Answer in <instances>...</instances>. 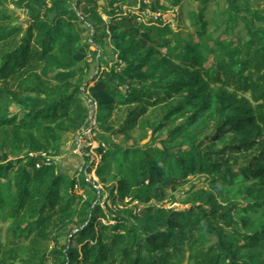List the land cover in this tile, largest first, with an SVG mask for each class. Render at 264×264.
Masks as SVG:
<instances>
[{"label":"trees","instance_id":"obj_1","mask_svg":"<svg viewBox=\"0 0 264 264\" xmlns=\"http://www.w3.org/2000/svg\"><path fill=\"white\" fill-rule=\"evenodd\" d=\"M184 1L0 0V155L12 157L0 163L10 192L0 189V264H81L86 241L94 264H180L187 255L186 264H264V13L227 0L229 20L244 14L247 37L212 38L204 7L191 11L184 36L161 18ZM124 4H138L144 19L160 13L141 24L152 44L133 33L138 21ZM110 36L122 61L106 54ZM93 65L98 108L108 111L99 127L123 138L103 155L120 162L111 197L147 202L167 181L198 175L220 178L229 194L194 189L173 197L184 207L138 213L107 207L116 221L99 227L106 216L96 205L83 218L76 179L40 153L56 156L59 132L88 125L81 96ZM106 172L97 170L104 183Z\"/></svg>","mask_w":264,"mask_h":264},{"label":"rangeland","instance_id":"obj_2","mask_svg":"<svg viewBox=\"0 0 264 264\" xmlns=\"http://www.w3.org/2000/svg\"><path fill=\"white\" fill-rule=\"evenodd\" d=\"M129 1L133 2L134 0ZM247 2L252 3V8L259 9L264 13V0L240 1L242 6H245ZM11 7L13 8L12 5ZM203 7L205 10L206 19L209 21V34L212 38H217L219 40L220 37H224V35L229 37H247V30L245 28L246 23L243 18L244 14L240 16L238 15L234 21L229 20V8L227 0H209L207 4L200 3L195 0H185L181 10L176 9V11H168L162 14L161 18L163 24L170 23L175 31L180 29V31H182V35L186 36L187 32L191 28V11L199 10ZM138 8V4L135 6L124 4V9L126 10L125 12L132 14V16H130L131 18H129V21H133L134 18L138 21V24H136L135 28L132 30L133 33L138 37L140 36L145 43L152 44L153 41H151L148 36L145 35L143 29L141 28V24L143 21L145 23H149L148 25L155 22L159 23L157 18L159 17L160 13L151 14V12L147 10V13L150 14H148L149 16L146 19L153 17V22H150L144 19V12ZM181 11V17L183 20H180L178 17ZM14 12L20 21H24L26 19V16L22 10H14ZM119 21V16L113 19H108L107 30L109 33L113 28L118 26ZM112 39L113 37L110 36L108 40L109 44L106 47V54L113 55L114 59L118 58L119 61H122V58H120L114 52V44L112 43ZM161 51L162 50H160V52ZM81 57H83V55H81ZM110 65H112V61L108 62L109 67ZM96 73L97 67L96 65H93L91 73L86 78V82H89L88 87L85 89L86 92L84 91L81 97L84 103L89 106L90 120L92 121L91 123L95 121L97 128L94 132H89V130H86L81 134L75 131L59 132V138L57 140V144L60 145L59 152L56 154V156H52L53 159H55L58 172L67 175V179H76L77 184L74 189V192L76 195H78L76 199V207H81L83 204L86 205L83 212L85 214L83 215L82 213L83 218L87 217V213H90L91 209L96 205V210L103 212L106 216V218L100 216L101 218L97 223V227H99L100 221L104 223H115L116 221L108 218L110 217V213L107 207H111L113 209L118 208L123 212L129 211L131 209L133 212L138 213L139 208L141 209L148 204L164 206L167 208L184 207V205L180 204L179 202H175V199L176 201H183L188 196L187 192L194 189L207 188L216 192L217 196L221 199L225 198V196L229 194V191H224L221 188L222 181L220 178L206 179L207 176L198 175L191 176L187 180L174 178L167 181L163 190L158 193L157 197L150 198L147 200V202H139L135 199H131L130 196L127 197L124 202L117 199L115 200L113 197H111L109 194V188L112 184H116L114 174L120 169V162L112 155H110L106 160H103V155L107 153V151H110V146L112 143H121L123 138L120 136H114L112 133L106 132L99 127L98 114L103 113L104 115H107L108 111L98 108V101L96 100L95 94L98 92L96 89L101 87V83L98 81V78L93 79L94 74ZM135 73L138 76H142L140 68L136 69ZM79 135H82V142L78 140ZM134 136L138 138L140 136V131H136ZM11 159L12 157H8L7 155H0V163L8 162ZM101 166H107V183L102 182L97 175V170ZM88 168L90 170H88ZM13 176L14 172L11 173L10 177L13 178ZM83 179L87 181L86 185L81 184ZM5 182L6 181L0 182V189H2L8 197L10 192L7 191ZM94 187L97 190L95 192L93 191ZM13 190L15 191V187ZM64 193H66V191H64ZM174 196L175 199H173ZM81 197L82 199H80ZM238 201L242 206L246 207H248L250 203V200L244 197L240 198ZM124 215L130 216L128 213H124ZM142 219V221H145V218ZM89 244L90 241H86L78 246L81 255V264H94L89 259ZM187 260L188 255L186 258H183L182 263L180 264H186Z\"/></svg>","mask_w":264,"mask_h":264},{"label":"built area","instance_id":"obj_3","mask_svg":"<svg viewBox=\"0 0 264 264\" xmlns=\"http://www.w3.org/2000/svg\"><path fill=\"white\" fill-rule=\"evenodd\" d=\"M92 121L89 119V123H88V125L82 130V131H80V132H78V133H83V132H85L86 130H89V132H94L95 131V129L97 128V125H96V123H95V121L93 122V123H91ZM78 140L80 141V142H82V135L80 136H78ZM79 142V143H80ZM43 157H45V163L46 164H50L51 163V159H52V156H50V155H48V154H46V153H40Z\"/></svg>","mask_w":264,"mask_h":264}]
</instances>
